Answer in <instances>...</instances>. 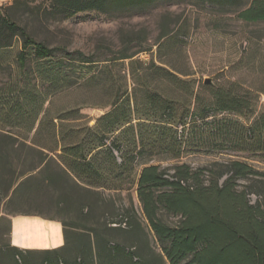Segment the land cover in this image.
Returning a JSON list of instances; mask_svg holds the SVG:
<instances>
[{
    "label": "rangeland",
    "instance_id": "374dc122",
    "mask_svg": "<svg viewBox=\"0 0 264 264\" xmlns=\"http://www.w3.org/2000/svg\"><path fill=\"white\" fill-rule=\"evenodd\" d=\"M10 15L36 41L60 50L51 62L36 61L31 55L24 73L15 61L19 44L0 59V93L6 96L5 100L0 98V145L7 150L10 142L8 139L4 142L2 136L30 141L46 109L50 110L49 116L80 118L76 124L87 123L91 127L112 109L113 100L128 92L131 122L126 127L133 126L134 130L124 128V136L116 146L113 136L109 135L107 141L117 163L120 162L117 146L124 154L134 156V161L116 182L120 190L97 192L95 216L102 221V212L111 211L113 219H117L123 209L133 206L143 232L133 237L111 232L108 237L111 245L120 244L126 249L140 246L143 250L139 253L151 260L160 254L135 193L143 164L169 169L186 164L192 170L216 171L214 164L235 160L264 172V152L248 129L254 119L264 115V23L246 24L237 20L232 9L223 10L194 0H159L149 8L113 17L90 12L58 20L42 11L32 13L26 7H18ZM66 52H80L94 62L71 67L73 64L66 61L59 66L58 61ZM49 67H53V73L69 76L64 82L67 90L58 93L57 86L46 80ZM207 80L214 87L235 83L236 93L250 100L253 111L240 116L219 113L213 117L216 122L210 123L212 118H208L206 125L191 121L194 95ZM10 89L14 92L9 93ZM29 90L36 91L34 96L28 95ZM149 109L148 120L144 115ZM18 140L15 147L20 148ZM6 152L8 162L0 167V248L13 246L9 230L15 217L49 221L43 216H56L66 221L69 235L99 228L93 219L79 220L74 213H57L42 203L44 198L10 200L15 187L10 188L12 183L29 163L23 152ZM260 179L264 186V177ZM246 184L239 181L238 189L242 190ZM261 193L264 200V190ZM249 199L255 203L257 197L252 195ZM163 219L168 224L177 220L166 215ZM30 258L36 259L38 255ZM0 264L8 262L0 260Z\"/></svg>",
    "mask_w": 264,
    "mask_h": 264
},
{
    "label": "trees",
    "instance_id": "16d2710c",
    "mask_svg": "<svg viewBox=\"0 0 264 264\" xmlns=\"http://www.w3.org/2000/svg\"><path fill=\"white\" fill-rule=\"evenodd\" d=\"M157 1L13 0L10 5L0 6V59L19 44L15 61L17 68L24 73L31 55L36 61L51 62L55 52L60 50L36 41L25 28L12 21L10 14L18 7L66 20L90 12L113 17L149 8ZM194 1L223 10L232 9L237 20L246 24L264 23V0ZM31 4L34 5L30 7ZM66 61L73 64L69 65L71 67L88 66L94 62L92 57L80 52H66L59 59V66ZM52 68L46 69L49 76L46 80L57 86L58 93L67 90L64 82L69 80V76L53 73ZM77 85L80 86V83ZM235 88V83L223 87L200 85L194 95L191 121L198 120L206 125L208 118H212L210 123L216 122L213 117L219 113L240 116L247 111L252 112L250 100L236 93ZM13 92L14 89L9 90V93ZM35 92L29 90L28 95L32 97ZM5 97L0 93L1 100ZM129 100L128 92L113 100L110 104L112 109L100 116L91 127L87 123L76 124L80 118L49 116L50 110L46 109L30 141L2 136L4 142L8 139L10 143L9 150L0 145V167L8 162L6 151L23 152L29 163L27 169L18 175L17 181L12 183L10 188L15 187L10 200L45 199L42 203L54 208L57 213H74L79 220L93 219L99 228L87 232L74 231L69 235L64 219L43 216L61 224L64 244L47 250H22L7 245L0 248V260L8 264H264V200L261 193L264 186L260 179L264 177V172L235 160L214 164L216 171L209 168L192 170L186 164L174 165L170 169L143 164L135 193L141 205V214L157 240L160 254L151 260L139 253L143 250L140 246L126 249L120 244L111 245L108 238L111 232L127 233L128 237L143 232L133 206L123 209L117 219H113L110 210L102 212V221L95 216L98 199L94 197L98 198L97 192L120 190L121 186L116 182L121 174L130 170L129 166L134 161V156L124 154L117 146L115 151L120 158L117 163L107 141L109 135L113 136L112 142L116 146L124 136V128L134 130L133 126L126 127L131 122ZM136 114L139 116L138 112ZM144 116L149 120L151 110ZM180 123L183 128L185 120L182 118ZM248 129L255 135L259 150L264 152V115L254 119ZM172 136L175 137V134L172 133ZM17 140L20 148L15 147ZM4 144L7 146V143ZM239 181L247 182L242 190L238 189ZM252 195L257 197L255 203L249 199ZM165 215L177 220L168 224L163 219ZM32 255H38V258H30Z\"/></svg>",
    "mask_w": 264,
    "mask_h": 264
},
{
    "label": "crops",
    "instance_id": "0c3cea01",
    "mask_svg": "<svg viewBox=\"0 0 264 264\" xmlns=\"http://www.w3.org/2000/svg\"><path fill=\"white\" fill-rule=\"evenodd\" d=\"M12 1L0 0V6ZM10 239L13 246L30 250L55 249L64 244L61 224L40 218H13Z\"/></svg>",
    "mask_w": 264,
    "mask_h": 264
},
{
    "label": "water",
    "instance_id": "95a60500",
    "mask_svg": "<svg viewBox=\"0 0 264 264\" xmlns=\"http://www.w3.org/2000/svg\"><path fill=\"white\" fill-rule=\"evenodd\" d=\"M209 82H210V81H209V80H207V81H205L204 83H205V84H209Z\"/></svg>",
    "mask_w": 264,
    "mask_h": 264
}]
</instances>
